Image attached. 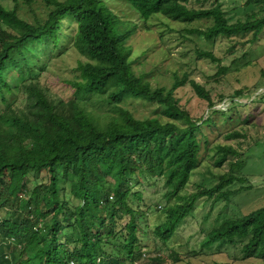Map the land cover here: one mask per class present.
I'll return each instance as SVG.
<instances>
[{"label": "trees", "instance_id": "obj_1", "mask_svg": "<svg viewBox=\"0 0 264 264\" xmlns=\"http://www.w3.org/2000/svg\"><path fill=\"white\" fill-rule=\"evenodd\" d=\"M4 1L0 0V210L6 214L0 216V264L178 263L181 257L175 251L167 257L160 251H142L139 210L130 205L129 197L140 198L133 180L143 173L163 181V218L152 233L166 245L200 197L229 202L238 193L230 187L242 181L236 171L245 166L246 151L228 144L216 146L214 165L227 167L216 174L217 182L190 189L201 163L202 126L212 120L209 115H190L180 104L179 88L191 86L205 103L203 114L215 105L210 93L186 74H174L169 88L152 86L151 74L140 68L148 49L138 53L128 43L138 22L123 19L107 0H42L46 14L33 22L19 10L21 3L33 10L35 0H12V7ZM116 1L145 23L156 16L181 23L210 18L206 30L187 29L206 40L252 33L256 41L264 36V16L230 23L219 2L195 8L185 0ZM66 40L69 46L63 44ZM64 49L86 57L78 60V74L69 80L75 93L106 95L115 104L128 98L157 103L164 108L165 120L138 119L122 106L116 116L104 120L77 101L50 99L40 83V71L47 64L38 71L31 64L43 54ZM198 55L218 61L212 52ZM23 72L28 78L12 86L8 76ZM20 94L26 105L17 110L13 98ZM243 94L237 91V99L230 102L238 110L254 101L240 102ZM42 171L48 173V183L29 192L30 174ZM68 195L78 203L72 205ZM12 243L14 255L9 254ZM237 243L243 258H264V206L224 219L201 241L205 248Z\"/></svg>", "mask_w": 264, "mask_h": 264}, {"label": "rangeland", "instance_id": "obj_2", "mask_svg": "<svg viewBox=\"0 0 264 264\" xmlns=\"http://www.w3.org/2000/svg\"><path fill=\"white\" fill-rule=\"evenodd\" d=\"M185 0L188 6L195 8H209L217 2L221 4L225 16L230 23L237 20L247 21L264 16V0ZM115 13L123 19L138 22V30L128 41L138 53L148 49L147 58L143 60L141 69L150 73L148 80L152 86L169 88L173 83V75L188 76L210 93L215 105L203 114L205 103L192 91L191 86L179 88L180 104L187 108L195 118L202 115L210 116L212 122L202 126L201 163L199 170L192 176V185L211 187L217 182L218 174L227 169L224 164L216 167L218 157L216 146L219 144L231 145L239 152L246 151V164L236 171L242 181H236L230 189L238 190L231 196L229 202L223 198L218 201L200 197L192 211L178 226L170 241L163 245L152 233L154 225L158 224L163 214L160 209L165 204L163 192L165 185L162 180L141 174L138 181L133 180L135 192L140 198L130 196L129 203L138 209L136 223L138 225L139 245L142 251H160L166 256L175 251L180 257L176 264H264V258H243L241 243L235 245L224 244L220 247L205 248L201 241L206 231L220 224L226 218H237L264 206V36L252 41V33L238 34L231 38L217 37L206 40L187 29L199 28L206 30L212 20L200 19L191 23H181L161 16L151 18L148 22L138 21L137 16L116 0H107ZM4 4L12 7V0H5ZM33 10L21 3L19 13L21 17L33 22L38 15L44 17L46 9L42 0H35ZM69 40L63 42L69 46ZM212 52L218 61L198 52ZM78 60L86 61V57L74 49H64L63 53L49 52L43 54L31 64L34 71H38L45 63L47 69L40 71V83L46 89L48 97L54 101H77L92 113L107 120L117 115V107H124L138 119L159 118L165 120L163 107L157 103L146 102L141 99L128 98L113 103L106 95L75 93L69 80L77 74ZM156 65V66H155ZM155 66V67H154ZM226 68L225 73L220 70ZM28 73H11L8 76L12 86H18ZM237 91H243L239 98L242 103L250 102L246 108L232 104L231 99H237ZM263 99H262V98ZM260 98V99H259ZM14 108L23 109L26 105L24 95L14 97ZM115 104V105H114ZM3 102L0 100V110ZM228 108L226 114L220 110ZM248 118L249 121L245 122ZM238 133L240 136H232ZM217 174V175H216ZM48 173L30 174L28 191L40 184L48 183ZM71 204H77L73 197L67 196ZM6 213L0 210V216ZM126 217H124V223ZM62 237V236H61ZM16 245L11 244L10 255ZM145 259L143 260V262ZM142 263V261L140 262ZM136 263V264H140ZM125 264H129L126 262Z\"/></svg>", "mask_w": 264, "mask_h": 264}]
</instances>
